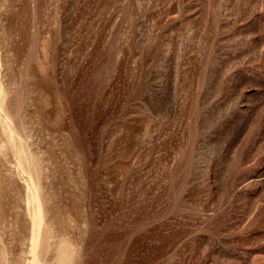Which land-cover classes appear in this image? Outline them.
Masks as SVG:
<instances>
[{"label": "rangeland", "instance_id": "rangeland-1", "mask_svg": "<svg viewBox=\"0 0 264 264\" xmlns=\"http://www.w3.org/2000/svg\"><path fill=\"white\" fill-rule=\"evenodd\" d=\"M62 243L264 264V0H0V264Z\"/></svg>", "mask_w": 264, "mask_h": 264}, {"label": "bare ground", "instance_id": "bare-ground-1", "mask_svg": "<svg viewBox=\"0 0 264 264\" xmlns=\"http://www.w3.org/2000/svg\"><path fill=\"white\" fill-rule=\"evenodd\" d=\"M42 218H43V217H40L38 220L36 219L35 222L40 221V220L42 221ZM33 235H35V237H36L37 240L40 238V235L37 234L36 232H34ZM62 244H63V243H62ZM74 251H75V247H71V246H69V245H66V243L63 244V246H62L61 249H60L61 256H60V259H59L58 262H60L61 264H65V261H66L69 257H71V256H72V258L74 257Z\"/></svg>", "mask_w": 264, "mask_h": 264}]
</instances>
